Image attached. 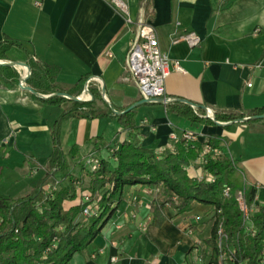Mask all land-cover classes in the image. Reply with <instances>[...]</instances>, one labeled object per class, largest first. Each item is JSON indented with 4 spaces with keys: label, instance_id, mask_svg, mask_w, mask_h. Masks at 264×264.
Segmentation results:
<instances>
[{
    "label": "crops",
    "instance_id": "1",
    "mask_svg": "<svg viewBox=\"0 0 264 264\" xmlns=\"http://www.w3.org/2000/svg\"><path fill=\"white\" fill-rule=\"evenodd\" d=\"M122 1L127 16L113 0H0V42L9 38L19 44L6 53L4 62L31 60L55 66L56 82L66 89L92 79L89 88L98 91L108 106L125 110L141 100L136 87L123 77L134 34V25L125 19L140 18L142 0ZM146 16L161 52L182 69L166 78L167 99L184 100L214 114L246 115L264 107V0H149ZM190 32L199 37L198 45L172 43L173 36ZM165 105L147 103L134 109L137 129L132 132L113 117L62 119V151L67 154L75 146L79 150L69 161L70 170L80 169L92 158L110 159L111 150L124 140L160 152L170 147L172 132H189L201 144L218 137L225 140L223 150L244 169L247 186L254 183V204L263 206L264 121L194 124L167 111ZM61 111L35 99L18 82L10 88L0 84V197L18 199L35 186L13 197L3 192L8 181L15 186L43 177L52 150L51 128ZM186 170L191 177H204L198 161ZM154 198V188L125 187L100 234L69 264H205L211 258L205 243L211 227L209 207L194 203L182 214L165 209L167 219L157 226L149 209Z\"/></svg>",
    "mask_w": 264,
    "mask_h": 264
},
{
    "label": "trees",
    "instance_id": "2",
    "mask_svg": "<svg viewBox=\"0 0 264 264\" xmlns=\"http://www.w3.org/2000/svg\"><path fill=\"white\" fill-rule=\"evenodd\" d=\"M12 47H19V44L9 38L0 42L1 61L7 59L6 53ZM27 66L31 74L26 84L39 95H52L47 99L32 96L45 105L59 106L62 111L51 128L52 150L43 167V177L23 197H0V264H69L75 254L82 253L100 234L121 202L123 189L133 186L154 188L155 198L149 209L157 226L167 219L165 209L182 214L189 212L194 203L208 206L211 227L205 243L211 250L210 256L215 258L218 241L226 237L235 248L237 260H245L246 264H263L264 205L254 204L255 185L251 183L247 186L248 177L244 169L223 150L225 140L211 137L201 144L180 137L160 152L124 140L119 148L111 150L110 159L92 158L98 163L95 169L91 170L87 164L81 166L80 170L86 172L89 178L85 188L89 198L85 201V194H80V200L75 190V183L79 180L71 174L69 166V161L75 160L79 150L75 146L67 154L62 151L59 143L60 121L66 118L90 120L113 117L119 126L132 132L137 129L135 110L114 114L111 107L118 112L124 110L108 106L95 89L89 90L92 95L90 101L76 102L55 96L56 93L78 96L85 80L66 89L56 82L57 67L31 60ZM0 69V84L3 87L10 88L18 82V75L11 67L1 66ZM165 107L194 124L206 125L264 114L262 107L246 115L215 113L213 120L206 118L203 111L178 102L167 103ZM259 121L264 119L245 123L252 125ZM204 146L210 148L206 154H203ZM196 161L204 172L201 179L191 177L186 170ZM56 174L66 184L60 183L58 190L43 194L46 183L55 179ZM225 189H228L227 195ZM240 191L251 209L248 227L252 226L254 232L246 231L242 224V212L236 201V194ZM86 208L88 214L82 221ZM219 226L222 235L218 234Z\"/></svg>",
    "mask_w": 264,
    "mask_h": 264
},
{
    "label": "built area",
    "instance_id": "3",
    "mask_svg": "<svg viewBox=\"0 0 264 264\" xmlns=\"http://www.w3.org/2000/svg\"><path fill=\"white\" fill-rule=\"evenodd\" d=\"M112 3L117 10L127 16V6L122 0H113ZM146 7L147 0H142L140 6V18L136 22L131 21L128 17L125 19L127 24L134 25V34L125 54V75L123 77V81L131 82L136 87L141 99H162L164 102L170 103L174 100L167 99L165 97V80L171 71L182 72V69L177 61L171 62L167 56L161 52L156 30L146 16ZM179 41L186 42L190 47L196 46L200 43L199 37L193 32L173 36V44ZM27 73L20 76L18 83H21V80L27 76ZM91 82L92 79L85 82L84 90L81 95H87V99H83V101H90L92 99L89 93V85ZM247 86L250 87L251 84L248 83ZM207 115L210 116V119H213L212 112L209 111ZM204 116L206 117L205 113ZM180 137L188 141H195L193 134L189 132H183L181 135H177L172 132L169 135V140L172 144ZM209 151L210 148L208 146H204L203 154H206ZM87 165H90L92 170L97 167L98 163L96 160H90L87 162ZM209 179L211 181L213 180V178ZM224 193L227 195L228 189H225ZM88 198L89 196L85 195V201H87ZM236 201L240 211L242 212V224L245 227V230L248 232H254L252 226L248 227L251 209H249L243 192H237ZM87 214L88 208L83 211V215ZM218 234L222 235V229L220 226L218 228ZM194 245H199V242L196 241ZM216 252L217 254L215 258H209L205 264H246L245 260H237L235 248L227 242L226 237H222L218 241L216 245ZM112 261H114V259H112ZM262 263L264 264V258Z\"/></svg>",
    "mask_w": 264,
    "mask_h": 264
},
{
    "label": "rangeland",
    "instance_id": "4",
    "mask_svg": "<svg viewBox=\"0 0 264 264\" xmlns=\"http://www.w3.org/2000/svg\"><path fill=\"white\" fill-rule=\"evenodd\" d=\"M14 70L17 73L18 79H19L20 76L23 75L22 71L19 70L18 68L14 69ZM30 73H31V71H30ZM96 87L99 88L97 85H96ZM89 90L92 91L93 88H89ZM82 92H83V89L78 96H80L82 94ZM90 95H91V93H90ZM91 97H92V95H91ZM214 116H215V114H214ZM42 171H43V169H42ZM70 172L73 176H75V178H77L79 180L78 183H75V190L77 192V196L79 197V199L82 200V197L80 196V194L88 195L85 191V188H87V186H88L87 173L82 172L79 168H75V166L72 167ZM43 175H44V173H43ZM79 176H81V177H79ZM37 181L38 180H36L35 178L34 179L28 178V179H26V181L25 180L21 181V183H19L18 185H15V186H13V184H11L10 181H8L7 183L3 184V188H4L3 192H5L6 194H9L13 197L23 196L36 184L35 182H37ZM60 183L66 184V181H64V180L61 181L60 175L56 174L55 179H50V180H48V183H46V185H45L46 187L44 188L43 194H50L51 191L58 190ZM21 188L23 189L22 192L19 191ZM26 188H28V189L25 190ZM85 217H86V215H82L81 220L84 221Z\"/></svg>",
    "mask_w": 264,
    "mask_h": 264
},
{
    "label": "water",
    "instance_id": "5",
    "mask_svg": "<svg viewBox=\"0 0 264 264\" xmlns=\"http://www.w3.org/2000/svg\"><path fill=\"white\" fill-rule=\"evenodd\" d=\"M0 66L24 67V68H26V70L28 72L27 73V76L24 79L21 80V83H18L19 87L22 90H24L26 92H29L33 96L39 97L40 99H47V98H49V97L52 96V95H39L31 87H29V86L26 85V81H27V79L29 78V76L31 74L30 73V69L27 66V64H25V63H13V62L0 61ZM102 94H104L103 88H102ZM54 95L55 96H58V97L65 98V99H68V100H71V101H76V102L83 101L80 96H70V95H68L66 93H56ZM176 101H178L180 103H183V104L189 106L192 109L201 110V111H203V113L206 114V117L207 118H210V116L207 115L208 112H209L208 109L203 108V107H200V106H196V105H193V104H190L189 102L184 101V100H176ZM147 103H163V104H167V102H164V100H162V99H141V100L135 102L134 104H132L131 106H129L128 108H126L123 112L115 111L112 107H111V110L114 112V114L118 115V114H122L124 112H128V111L134 110L137 107H139V106H141L143 104H147ZM263 119H264V114L258 115V116L245 117V118H242V119H238V120H236L234 122L245 123L247 121L263 120ZM213 120H214V113H213ZM214 122L217 125H226L225 123H220V122H217V121H214Z\"/></svg>",
    "mask_w": 264,
    "mask_h": 264
},
{
    "label": "bare ground",
    "instance_id": "6",
    "mask_svg": "<svg viewBox=\"0 0 264 264\" xmlns=\"http://www.w3.org/2000/svg\"><path fill=\"white\" fill-rule=\"evenodd\" d=\"M21 69L23 70V75L24 74H26V68H24V67H21ZM81 99L83 100V99H87V95H81Z\"/></svg>",
    "mask_w": 264,
    "mask_h": 264
}]
</instances>
